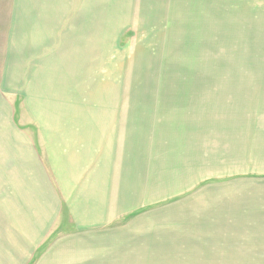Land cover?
Here are the masks:
<instances>
[{
	"label": "crops",
	"instance_id": "0c3cea01",
	"mask_svg": "<svg viewBox=\"0 0 264 264\" xmlns=\"http://www.w3.org/2000/svg\"><path fill=\"white\" fill-rule=\"evenodd\" d=\"M6 4L8 29L17 25L15 16L31 17L35 29L30 40L32 26L26 19L13 32L3 66L6 62L9 78L19 76L28 93L20 106L39 102L40 113L50 122L29 130L21 123L0 127V264H250L264 260L263 168L254 164L249 169L244 159L249 172L219 183L221 177H215L219 170L203 171L196 141L200 157L191 152L184 155V168H172L168 160L156 165L152 158L155 129L147 124L126 128L123 124L53 122V116L59 115L60 65L87 47L84 36L90 35V22L84 15L90 13V1L10 0ZM13 65L19 72L11 69ZM76 94L83 97L85 92ZM5 97L10 94L0 91V105L9 109V102H1ZM88 110L80 114H99ZM190 141L183 136V143ZM214 164L219 160L214 159ZM180 185L183 192L169 195L168 189ZM156 189H162L157 197H168L154 201ZM148 199L151 207L141 208Z\"/></svg>",
	"mask_w": 264,
	"mask_h": 264
},
{
	"label": "rangeland",
	"instance_id": "374dc122",
	"mask_svg": "<svg viewBox=\"0 0 264 264\" xmlns=\"http://www.w3.org/2000/svg\"><path fill=\"white\" fill-rule=\"evenodd\" d=\"M8 1L0 0V91L10 94L1 100L10 106L0 105V127L20 123L28 130L43 127L50 120L40 113V103L20 106L28 93L19 76L9 78L6 62L3 66L13 32L26 19L32 26L30 40L35 29L34 20L23 16H15L17 25L7 28ZM89 1L90 13L84 15L90 22V35L84 36L87 47L60 65L59 115L53 116V122L126 128L147 124L155 129L156 165L168 160L170 167L184 168V155L196 152L197 158L202 154L204 172L219 170L215 176L221 177L219 183L249 172L244 159L249 169L256 164L264 170V157L259 156L264 153V0ZM11 69L19 72L14 65ZM88 109L99 114H80ZM183 136L191 141L183 143ZM43 140L49 145L47 137ZM42 157L48 168L43 150ZM183 190L180 185L168 193ZM159 192L162 189H156L154 201L168 197H157ZM149 199L140 207H151Z\"/></svg>",
	"mask_w": 264,
	"mask_h": 264
}]
</instances>
